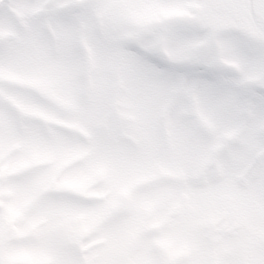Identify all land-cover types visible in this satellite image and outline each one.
Masks as SVG:
<instances>
[{
    "label": "rangeland",
    "instance_id": "obj_1",
    "mask_svg": "<svg viewBox=\"0 0 264 264\" xmlns=\"http://www.w3.org/2000/svg\"><path fill=\"white\" fill-rule=\"evenodd\" d=\"M70 1L14 0L0 13V36L13 37L0 38V94L6 96H0V167L9 175L0 180V202L3 214L11 216L4 228L17 223L13 222L20 217L22 204L28 205L53 171L75 156H82L81 163L58 174L57 188L68 187L75 195L108 192L109 196L102 204L77 205L67 204L75 202L64 198L66 203H55L44 197L40 206L27 214L23 211L15 230L7 231L0 245V264H20L21 260L23 264H73L66 242H73L76 233L81 241L75 243L80 248L77 256L73 254L75 261L83 256L88 264H117L125 238L141 225L132 264H155L149 243L151 251L159 247L161 264H206L205 247L210 241L201 240L203 236L212 239L217 264H264V152L258 162L251 158L255 151L264 150V102L246 96L230 108L231 93L241 94L239 87L219 86L214 96L209 86L189 85L187 76L184 87L176 89L178 97L165 106L174 77H148L150 67L143 68L138 60L142 52L137 49L133 57L125 48L138 46L151 54L161 50L174 63L194 61L191 55L196 49L191 46L198 39L181 27L171 25L173 36L167 32L164 39L154 35L150 40L141 29L142 23L160 15L181 13L187 1L168 0L164 5L162 0H96L84 15L61 17L54 8ZM76 30H82L81 45L87 48V58L79 63L88 68L83 82L77 76L82 66L76 72L80 48L79 39L72 41L73 33L79 35ZM55 36L57 55L52 56L49 47ZM153 41L154 45H148ZM226 42L233 43L232 39ZM234 44L240 54L239 50L247 49ZM252 50L249 62L242 56L249 65L224 43L217 57L237 62L233 66L240 74L236 81L245 78L264 87L261 51ZM78 52L84 54L83 49ZM32 88L49 103L36 100ZM7 97L26 115L39 114L46 124L60 121L81 129L89 135L88 146L65 140L49 124L48 130L40 132L29 118L24 120L22 134H16L11 116L2 107L12 108ZM163 108L168 114L160 119ZM238 110L242 113L236 115ZM187 113L194 115V122ZM234 128L239 131L232 143ZM119 130L134 137V149L118 139ZM40 162L35 170L33 164ZM95 177L99 183L90 185ZM148 177H155L156 184L148 188L151 183L137 184ZM132 185L125 210L112 212L90 232V224L111 210L117 193ZM205 218L214 224L206 225ZM151 224L158 225L156 234L144 236ZM32 226L35 232L24 240ZM96 240L103 245L94 250L84 247Z\"/></svg>",
    "mask_w": 264,
    "mask_h": 264
},
{
    "label": "water",
    "instance_id": "obj_2",
    "mask_svg": "<svg viewBox=\"0 0 264 264\" xmlns=\"http://www.w3.org/2000/svg\"><path fill=\"white\" fill-rule=\"evenodd\" d=\"M245 2V0H212V5L217 11L224 12L231 18V22L226 23L224 29L236 30L250 35L252 34L249 22L251 17L256 25L264 30V17L262 16V14L264 15V0H254V2L250 0V14L245 8ZM257 15L261 18H258Z\"/></svg>",
    "mask_w": 264,
    "mask_h": 264
},
{
    "label": "bare ground",
    "instance_id": "obj_3",
    "mask_svg": "<svg viewBox=\"0 0 264 264\" xmlns=\"http://www.w3.org/2000/svg\"><path fill=\"white\" fill-rule=\"evenodd\" d=\"M225 47L227 50H234V46L232 43H226Z\"/></svg>",
    "mask_w": 264,
    "mask_h": 264
}]
</instances>
